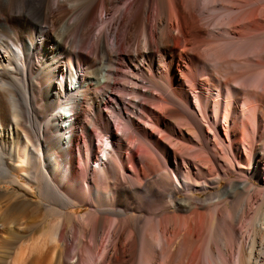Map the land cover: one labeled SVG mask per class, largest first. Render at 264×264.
Here are the masks:
<instances>
[{
  "label": "bare ground",
  "instance_id": "6f19581e",
  "mask_svg": "<svg viewBox=\"0 0 264 264\" xmlns=\"http://www.w3.org/2000/svg\"><path fill=\"white\" fill-rule=\"evenodd\" d=\"M258 6L262 7L258 0H0V34L13 42L9 47L3 40L0 43V75H12L0 85L11 89L9 81H16L15 71L23 74L20 80L30 123L21 128L24 103L4 89V95L0 93V181L13 178L20 183V174L34 177L38 193L56 201V209H50L59 216L40 236L37 221L30 215L36 202L28 198L35 191L29 186L18 192L0 187V264H264V199L257 200L254 182L244 180L241 186L230 182L223 197L214 202L218 212L228 215L231 229L226 237L219 227L210 241L204 210L210 204L195 201L191 195L176 198L180 180L186 192L191 190L193 169L202 176L217 168L223 177L230 176L243 154L253 169L250 177L260 181L264 169V148L259 149L264 139V39L260 40L264 21L259 22L262 12ZM98 11L113 14L110 20L100 19L101 25H109L94 33L92 55L81 68L82 50L90 26L98 21ZM14 43L19 44L15 47ZM139 56L144 62L140 74L136 71ZM210 79L217 91L213 114ZM102 86L107 87L103 95L99 92ZM30 88L46 98L43 114ZM157 90L163 94L160 100ZM224 91L225 121L220 124ZM156 101L183 104L184 111L165 106L163 128L176 130L185 141L195 129L201 135L206 161L188 160L187 168L179 162L170 165L174 183L163 181L165 172L156 193L146 185V192L157 202L147 214L122 212L107 225L101 218L106 212L99 218L89 212L76 216L68 230L62 216H74L68 209L76 201L70 192L101 194L96 186L80 185L72 177L80 133L88 142L82 145L88 165L87 148L95 132L99 137L106 135L115 122L121 136L116 144L110 143L109 151L126 166L130 161L122 149L128 138L145 136L155 124L144 127L141 120L157 118L154 110L149 111ZM38 116L45 117L46 125L33 133ZM179 119L185 121L177 129ZM108 146L106 141L101 157L91 159L94 170L107 165L112 154ZM35 166L38 174L33 171ZM239 191L246 196L238 198ZM172 203L176 210L171 209ZM251 215L247 229L239 230Z\"/></svg>",
  "mask_w": 264,
  "mask_h": 264
},
{
  "label": "rangeland",
  "instance_id": "374dc122",
  "mask_svg": "<svg viewBox=\"0 0 264 264\" xmlns=\"http://www.w3.org/2000/svg\"><path fill=\"white\" fill-rule=\"evenodd\" d=\"M260 4L262 5V7L258 6L259 11L261 10L259 14L262 12L261 16H263L264 18V15H263L264 14L263 13L264 0H258V5ZM112 14H113V11L109 13L107 16L105 13H102V15H100V12L98 11V21L99 22L96 21L94 24H92V26H90L91 32L89 34V37L87 38L85 47L82 50L83 57L81 59V63H82L81 68H84V65L87 64V60H88L87 57L92 55L90 47L93 44L92 37L94 36V33H96V31L99 33L100 31L106 29L109 25L108 22L101 25L100 19L108 18V20H110ZM261 16L260 15L258 16V18L261 19L259 20L260 23L264 21V19L262 20ZM221 19L222 18L220 17L219 20ZM56 27L58 28V24ZM263 39H264V33L260 36V40H263ZM1 40L5 41L6 46L8 45L10 46L11 43H13L9 41L8 36H3L0 34V43L2 42ZM139 43H140L139 45L140 47L143 46V43L141 41ZM17 44L19 43H14V46L15 47L18 46ZM119 47L123 48V44L120 43ZM260 54L262 53H259V55ZM141 58H140L141 62H139V65L136 67V71L138 70L139 72L138 71L137 72L139 74L141 73L139 67L142 68L144 65V62L141 60ZM118 61H120V59ZM97 66L98 65L96 64L92 68L94 69ZM92 68H90V70H92ZM7 74L0 75V81L2 82L7 81L9 77L12 76V75L10 76V74H8L9 75L8 76ZM35 75L37 74L35 73ZM13 76H15L14 78L16 79V81L13 79L9 81L13 85L11 86V89L10 87H6L7 85L5 87L0 85V93L4 95L3 93L4 89H8L12 91L14 94H16V97L18 98L21 104L24 103L22 104L23 117L21 118L22 124L20 125L21 128L22 127L24 128V126H27V125L29 126L30 123L26 116L25 106H27L26 105L27 103L23 99L24 98L23 82L20 80L23 77V74L20 73V71L16 70ZM32 76H34V74H32ZM115 78L118 81V78L117 77ZM209 81L213 87L212 95L210 97L211 99L210 111L213 114V111L215 108L214 103L217 102L215 101L217 100V95H216L217 91L214 89L215 81H213V79H210ZM30 89H29L30 90L29 94L30 95L32 94L31 95L32 97L33 95L37 97L38 101H40V103L42 104L39 106V109H40L41 114H43V111L45 110L44 105L46 103L45 101L46 98L44 96H41V92H39L38 89L37 90L35 88H30ZM141 89H142V92H144V88H142L140 84V90ZM106 90H107V87L102 86L99 92L100 94L102 93L103 95V93L105 94ZM158 90L155 91V94L159 95L158 97L160 100V96L162 97L163 94L161 93L159 94L161 90H159V92ZM224 92L225 94H224L223 101H222V105H223L222 108L223 107L224 108L222 110V114L220 115V124L225 121L224 104L227 99L225 98L226 91ZM192 93L194 94V92ZM21 98L23 99V101ZM128 98H134V95H129ZM191 99L192 100L194 99L193 95H191ZM4 102L6 103L5 99H4ZM158 102L159 101L152 103L150 110H149L150 112L151 110L152 111L154 110L157 118H154V117L150 118V116H148L146 119L143 118L141 120V122L143 123L142 126L144 125V127L155 121V124H151V128L149 132L146 133V135L143 137L137 136L134 139L128 138V143H127L128 145L126 144L125 148L122 149V154H124V158L125 159L129 158L128 162L130 161L128 164H126V166L120 165L116 161V159L113 157V151L110 152L112 150L110 143L113 142V144H116L117 140L121 136L116 128L115 122L112 123L113 124L112 132L104 133L106 135L99 137L95 132V136L87 148V152H89V155H90V161L88 165H86V162L84 160V155H83L84 149L82 148V145L84 143L88 144V142L83 137V134L80 133V136L77 138V141H76L77 144L75 148V151H76L75 160L73 161V163L70 162L72 165V173H73V175L72 173L71 175L73 178L75 177V179L79 183L81 182L80 185H82L85 182H88V184H90L91 186H94V187L96 186L95 188H97L101 194L96 195L94 192V187L92 188V191L94 192L92 196H90V194H87L86 192L82 190H79L77 192H70L68 184H67V182L70 183V180L69 179L66 180V184H65L66 188L68 192H70V194L76 200L75 205H70L68 208L69 210L74 212V216H71L69 214H65L62 216V218L67 223L68 230H70V228L74 224L75 219L77 218L76 216L78 217L86 216L87 213L89 212L95 213V216L97 215L96 218L101 217V213H103V211L106 212L107 215L101 218L104 224L105 222H107V225L110 224L109 222H112L113 220H115V218L119 216V214L122 212H125L130 215H134V216L147 214L148 210L154 209L157 206V202L155 201L152 193L150 194L149 192H146L147 191L146 185H150L151 188L153 189V192L156 193L157 191L160 190V187H161L160 182H162V176L164 175L165 172H167V176L164 177L163 181L167 182L168 180L170 183H174V177L172 173L168 170L170 165L175 166L179 162V165L182 164L183 167L187 168L185 165V162H187L188 160L189 161L192 160L198 164H202V162L206 161L207 155L200 148V144L202 143V138L200 137L201 135H199V133L196 132L195 129H194L195 131L193 130V128L190 130L191 134L188 135L189 139L188 141H185L184 139H181L180 134L176 130L175 131L172 130V132H170V131L165 130V128H163L164 127L163 125L164 117L167 112V108L165 106L175 108L179 111H184L185 109L183 108V104L178 105L176 103L177 104L176 105L170 102L165 105H162V103L159 104ZM240 105L242 106V104ZM240 109L241 107L239 108V110ZM130 112H133V110L132 111L130 110ZM135 112L136 111L134 110L133 113ZM239 115L241 116L240 118H243L241 112L239 113ZM126 116H128V114ZM27 121H28V124H27ZM35 121L36 122L34 126L32 127L33 133H37L38 132L37 130H39V127L46 123L44 116L42 117L38 116ZM180 121L184 122L185 120L179 119V121L175 124L177 129L180 128L179 127ZM187 122L188 124H190L189 120H187ZM189 126L191 127V125ZM205 129H207V127ZM220 130L222 133H225L223 128H220ZM106 141L109 144L107 150L109 153H112V154L108 155L109 160L108 159L106 160L107 161L106 166H104L102 169L99 168L100 170L98 168L94 170L92 168V160H98L101 157L102 151H104L106 148ZM226 143L228 144L227 140H226ZM175 144H177L176 146L177 148L175 147ZM218 144L217 146L220 147V145ZM263 148H264V139L259 142V149L262 150ZM229 152H231V150H229ZM219 155L222 161L226 162L225 158L221 154ZM228 159L229 157H227V161ZM67 165L69 164L66 163L65 166ZM250 167H251V164H250L249 159H247L245 154H243L242 162L240 164H236V169L232 170L233 172L231 173L230 176L223 177L221 171L220 172L217 171V168H215L211 174L202 175V176L198 174L195 169H193L192 170L193 172L189 175V181L192 184L191 190L189 192H186L184 190L185 189V187L183 186L184 183H181V180H180V185H179L180 191L176 195V198H187L188 195H191L192 197L195 198V201L201 200V202H206L210 204L204 208L205 212H207V215H208L207 221H209L208 222V234H207L209 241L214 236V233L219 232L218 230L219 227L222 228L223 235H225L226 237H229V230L231 229V227H229L230 225H229L228 215L218 212L219 207L214 202H216L220 196L223 197L224 190L230 182H232L234 186H241L239 182L244 181V180H248L249 182H254L258 190L257 200L263 201L264 199V193H263L264 192V169H262V171L260 172V175H259L260 181H259V180H256L250 177L249 174L253 170ZM33 169L32 170L34 171V173L38 174L39 172L38 167L35 166V168ZM18 177H19L18 180L20 181V183L12 181L13 178L3 179L2 181H0V187L6 191L18 192V190L22 191L26 189V187L29 186L31 187V191H35V193L30 194L28 196V198L33 199L36 202L31 207L32 209H31L30 215L33 216L34 219L37 221L36 226H38L39 235L43 236V234H45V231H47V228L49 226L48 223H50L56 217H59L57 211H53L52 209H50V206L52 208H55L56 201L50 198L46 193H43V192L42 194L38 193L37 183L35 182L37 180L33 179L34 177L27 176V175H21V174ZM39 179L41 180V178ZM215 179L217 180V182L214 184H211L210 180H215ZM58 180H61V177H58ZM41 182L43 183V181ZM120 186L122 187L121 192L117 193L116 189ZM236 196L238 198H243L246 196V192L239 191L236 194ZM263 203L264 202H262L261 205ZM173 206L174 207H172L171 209L176 210V205L173 204ZM220 206L223 207L222 205ZM252 219H253V215H251L247 219V221L244 223V225L239 227L238 229L239 230L247 229ZM71 252H69V255L73 254ZM99 257L100 256H98V259L100 260ZM206 258H207V255L205 259ZM236 259H237V255L235 254L234 261H236Z\"/></svg>",
  "mask_w": 264,
  "mask_h": 264
}]
</instances>
